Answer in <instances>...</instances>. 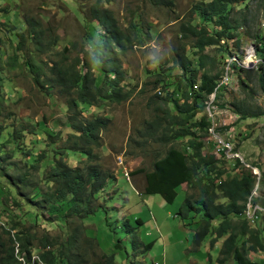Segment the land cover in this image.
I'll return each instance as SVG.
<instances>
[{"label": "trees", "instance_id": "16d2710c", "mask_svg": "<svg viewBox=\"0 0 264 264\" xmlns=\"http://www.w3.org/2000/svg\"><path fill=\"white\" fill-rule=\"evenodd\" d=\"M89 1V16L96 20L94 28L101 31L99 41L88 34V42L74 41L64 45L61 50H56L59 37L52 26H44L40 19L26 13L22 16L26 24L25 30L12 34L16 43L13 53L5 61V67L8 70H13L14 67L26 68L32 81L39 84L40 88L47 92L53 90L64 98L68 131L62 146L56 148L52 143L33 157L30 149L35 141L30 145L25 141L24 132L27 129L16 127L14 123L3 125L0 122V188L4 189L3 185L7 183L8 187L15 190L16 195L29 202L34 201L33 204L45 210L49 216L68 224L63 225L67 232L60 237L59 234L54 237L47 233L37 237L33 229L35 223H25L15 213L9 217V222L6 219L8 214H5L10 227L0 225V264L87 262L85 248L81 243L85 227L83 219L98 207L94 202L110 177L109 171L96 162L94 150L101 146L99 135L106 129L110 119L100 115L85 117L78 109V104L99 106L109 100L121 102L133 90V86L125 82L120 60L121 55L125 54V46L131 45L129 33L120 27L113 11L104 6V3L111 0ZM154 1L163 5L172 4L170 0ZM250 1L257 3L264 18V0H201L193 4L192 11L198 12L205 23L211 24L210 28L198 27L191 19L180 22L177 31L179 41L187 40L191 43V54L194 57L191 58L190 53L185 50L186 42H180L172 47L176 71L172 73V69H168L166 73H161L160 66L154 69L156 79L153 82L161 88L147 101L152 115L142 122L140 128L135 129L136 138L130 137L137 149L146 150L144 153L152 158L149 170L138 168L130 174L142 172L144 190L159 193L167 202L174 199L177 187L181 184L185 183L192 190L186 192L178 213L181 217L191 213L201 214V218L195 220L196 227L191 240L193 246L199 247L208 235L211 236L210 246L223 237L219 248L220 257L217 259L219 264L228 259L235 260L237 264H264V261H253L246 255V251L264 252V216L261 227L254 229L248 226L249 219L246 215L249 202L252 206L262 205L255 201V175L250 169L241 166L239 174L223 177L226 172L224 163L234 157H217L216 152H223L220 149H216L215 153H202L203 139L207 132L210 135L212 125L210 118L204 114V102L216 90L226 70L223 63L221 71L212 73L217 58L207 66L205 49L219 44L220 51L225 52V55L241 59L235 49L240 42L238 39L232 40L233 31L241 23L233 14L240 13V9H235L236 5L247 8L246 3ZM0 10L6 13V7ZM3 16L6 15L3 13ZM74 51L75 55L71 56ZM41 55L45 59L40 58ZM20 58H23L22 62H19ZM231 67L244 71L245 74L250 73L249 69L235 62L229 65L230 72ZM256 69L258 85L264 93V58ZM2 79L7 83L12 82L0 75V84ZM240 82L244 81L241 79ZM2 99L3 95L0 94V100ZM234 111L240 118L260 114L244 107H237ZM199 113L203 114L196 117ZM47 133L53 136L48 131ZM179 140L185 141L183 147L176 145ZM153 144L157 147L152 148ZM188 148H191L189 153L186 151ZM68 149L84 153L85 161L82 165L71 166L67 163L63 151ZM17 154L24 157L21 162L27 168L41 171L40 180H30L27 171L18 172L20 161L13 160ZM239 164L236 161L233 165ZM11 167L16 173H10ZM27 189L30 191L26 193ZM8 191L10 193L9 188ZM196 191H199L198 194ZM13 201V208L19 210L21 203L15 198ZM11 210L9 207L3 208V212L10 213ZM72 216H79L80 223L74 224V220L70 219ZM12 228L17 229L15 235L11 232ZM124 229L133 232L130 239L132 248L135 249L138 237L134 229L128 223ZM83 241L91 248L92 253L94 240L88 237ZM118 245L120 242L115 244L117 248ZM33 248L38 250L39 255H32L36 251H31ZM91 264H115L113 254L101 253Z\"/></svg>", "mask_w": 264, "mask_h": 264}, {"label": "rangeland", "instance_id": "374dc122", "mask_svg": "<svg viewBox=\"0 0 264 264\" xmlns=\"http://www.w3.org/2000/svg\"><path fill=\"white\" fill-rule=\"evenodd\" d=\"M170 1L172 4L169 5L159 4L154 0H111L104 3L105 7L113 11L120 27L129 33L131 47L125 46V54L121 55L120 60L125 82L130 83L133 90L130 96L121 102L109 100L99 106L78 104V109L85 117L100 115L110 119L106 129L99 135L101 146L94 150L97 155L95 161L109 171L110 177L94 202L98 207L83 219L85 227L81 243L85 248L87 260L84 264H91L101 253L113 254L115 264H219L217 259L220 257L219 248L223 237L210 246L211 236L208 235L199 247L193 246L191 240L196 227L195 220L201 218V214L191 213L181 217L178 213L186 192H192L185 183L177 187L174 199L167 202L159 193L144 190L142 172L129 174V181L125 175V171L131 173L138 168L149 170L151 167V156L144 153L146 150L137 149L130 137L136 138L135 129L140 128L142 122L151 117L147 101L161 88L153 82L156 79L155 68H151L154 60H162L159 64L161 73H166L168 69H172L173 73L176 71L173 46L186 42L185 50L190 53L191 58L194 57L191 54V43L187 40L179 41L177 31L180 22L191 19L198 27L210 28L211 25L205 23L198 12L192 11L193 4L201 0ZM89 3V0H0V9L6 7V13L3 12L6 16H3L0 10V75L12 81L7 83L2 79L0 84V94L3 95L0 100V122L3 125L14 123L16 127L27 129V132H24L25 141L29 145L35 141L30 149L33 157L52 143L56 148L62 146L68 131L67 110L64 98L53 90L47 92L40 88L39 84L32 81L26 68L14 67L13 70H8L5 67V61L13 53L16 43L12 34L25 30L26 24L22 16L26 13L40 19L44 26H52L59 37L56 50H61L64 45L74 41L88 42V34H92L99 41L98 35L101 31L94 28L96 20L89 16ZM246 7L235 6V9H240V13L233 16H237L241 26L233 31L232 40L238 39L240 42L239 47L235 49L241 55L242 61H247V57L251 56L247 67L250 73L232 69L229 83L226 87H221L220 92L215 93L214 105L209 107L210 112L204 108V114L212 121L209 132L212 137L207 133L203 139L202 153H215L216 149H220L223 152H216L217 157H234L224 163L226 172L223 177L239 174L241 166L250 169L256 174V179H260L259 184L258 180L255 183L258 189L254 195L260 197L259 202L264 203V93L259 88L256 69L264 58V18L255 1L247 2ZM229 45L231 46V42ZM253 47L260 58L253 51H249ZM205 53L207 66L217 58L212 73L221 71L222 64L226 61L224 67L227 68L229 59L225 52L220 51L219 44L207 46ZM74 55L75 51L71 52V56ZM40 58L45 59V56L41 55ZM22 61L23 58H20L19 62ZM241 79L243 83L240 82ZM208 100L209 96L206 101ZM237 107L258 111L260 114L240 118L234 111ZM202 114L199 113L196 117ZM184 142L179 140L176 145L183 147ZM151 147L157 145L153 144ZM186 151L189 153L191 148ZM63 154L71 166L82 165L85 161V155L80 151L68 149L64 150ZM118 157L122 161L121 165ZM23 158L21 154L13 158L20 161L18 172L27 171L30 180H40L41 171L27 168L24 162H21ZM236 161L240 163L239 166L233 165ZM250 166H256L257 169ZM10 173H16L13 167L10 168ZM3 187L2 190L0 188V225L10 227L5 220V214H8L6 219L9 221V217L15 213L23 222L36 224L33 229L37 237L44 233L54 237L59 234L60 237L67 232L63 227L67 226L66 221H57L38 205H34V201L29 202L16 195L15 190L8 187L7 183ZM29 191L30 189L25 190L26 193ZM198 192L196 191V194ZM14 198L21 203L19 210L13 208ZM7 207L12 209L10 213L3 212V208ZM254 207L256 205L252 206ZM257 212L260 210L255 211V217ZM263 216L264 214H259L256 222L249 221L248 226L260 228ZM70 219L74 220V224L81 221L79 216H72ZM127 223L138 237L135 249L132 248L130 239L133 232L124 229ZM12 229L17 231L16 228ZM88 237L94 240L92 253L91 248L83 241ZM119 242L117 248L115 244ZM246 255L250 260L264 261L262 251H246ZM223 264L237 263L228 259Z\"/></svg>", "mask_w": 264, "mask_h": 264}, {"label": "bare ground", "instance_id": "6f19581e", "mask_svg": "<svg viewBox=\"0 0 264 264\" xmlns=\"http://www.w3.org/2000/svg\"><path fill=\"white\" fill-rule=\"evenodd\" d=\"M233 61H237V62H239L237 59H236V57L234 56H232L231 58H229V62H228V65H227V68H226V70H225V73H224V75L222 76V78L220 79V83H219V85L217 86V88H216V90L209 96V100L208 101H205V105H206V110L208 111V112H210V110H209V107L210 106H213L214 105V101H213V98H214V96H215V92L216 91H218V89H220L221 87H223V86H225V85H227L228 83H229V74L230 73H232V72H230V70H229V65L231 64V62H233ZM241 62H245V60H243V61H241ZM258 62V60L255 62V64ZM249 63V62H248ZM248 63H245V66L246 67H249V65H248ZM239 65H242V64H239ZM243 66V65H242ZM225 78V79H224ZM211 119V118H210ZM209 132H211V129L209 130ZM228 141V140H227ZM257 180L258 179H256V182H257ZM259 181V180H258ZM256 187H255V191H257L256 189H258V186H257V184L255 185ZM254 191V192H255ZM256 205V207H254V208H252V205H251V203H249L248 205H247V210H246V215H247V217H248V219H249V221H252L253 223H255V220H251V218L250 217H255V211L258 209V210H260V212H259V214H262V212H264V208H263V206L262 205H260V204H255ZM254 206V205H253ZM12 234L13 235H15V230L13 229L12 231ZM15 237V236H14ZM15 241H16V243L18 242L19 243V245H20V242L15 238ZM21 248V247H20ZM22 251V250H21ZM23 252V251H22ZM36 252V251H35ZM34 252V253H35ZM18 253V252H17ZM25 253V252H24ZM37 253V252H36ZM38 254V253H37ZM25 255H26V253H25ZM32 255H33V253H32ZM31 255V256H32ZM17 256V255H16Z\"/></svg>", "mask_w": 264, "mask_h": 264}, {"label": "clouds", "instance_id": "9594fccd", "mask_svg": "<svg viewBox=\"0 0 264 264\" xmlns=\"http://www.w3.org/2000/svg\"><path fill=\"white\" fill-rule=\"evenodd\" d=\"M254 48V47H253ZM253 48H251L249 51H253L254 52V54L255 55H257L258 57H259V55L256 53V51L253 49ZM233 55H230V56H228V59L230 58V57H232ZM237 59V58H236ZM247 61L248 62H250V59H251V56H250V58L249 57H247ZM239 62H241L242 60L241 59H237ZM233 62H235L237 65H239L238 63H237V61H233ZM233 62H231V64L233 63ZM160 63H162V60H154V62H153V65L151 66V68H156V67H158L159 66V64ZM231 64H230V66H231ZM224 65H226V62L224 63ZM248 65H249V63H248ZM239 66H242V65H239ZM242 67H244V68H246V69H248L246 66H242ZM232 68V67H231ZM233 69V68H232ZM234 70V69H233ZM205 103V102H204ZM210 125H211V121H210ZM208 131V130H207ZM208 133V132H207ZM250 167H253V168H256L257 169V167L256 166H250ZM252 169V168H251ZM130 174V173H129ZM254 175H256V174H254ZM128 180V179H127ZM260 180V179H259ZM129 181V180H128ZM255 182H256V176H255ZM260 182V181H259ZM259 182H258V184H259ZM254 187V186H253ZM253 189V188H252ZM252 191V190H251ZM251 193V192H250ZM249 196V195H248ZM258 198H260V197H257V198H255V201H258L259 202V199ZM262 205H264V203H262V202H260ZM262 214H264V213H262ZM261 214V215H262ZM244 218V217H243ZM245 219V218H244ZM246 220V219H245ZM248 222V221H247ZM16 232L17 231H15V234H16ZM32 250H36L37 251V253H38V255H39V252H38V250L37 249H35V248H33V249H31V251ZM30 251V252H31ZM13 256H14V254H13ZM40 257V256H39ZM41 258V257H40ZM42 260V259H41ZM17 261V260H16ZM43 261V260H42ZM44 262V261H43ZM18 263V262H17ZM19 264V263H18ZM44 264H46L45 262H44Z\"/></svg>", "mask_w": 264, "mask_h": 264}, {"label": "built area", "instance_id": "2783aa9c", "mask_svg": "<svg viewBox=\"0 0 264 264\" xmlns=\"http://www.w3.org/2000/svg\"><path fill=\"white\" fill-rule=\"evenodd\" d=\"M238 64H242L243 66H245V63H247V61H245V62H237ZM216 152V151H215ZM119 158V164L121 165L122 164V161L120 160V157H118ZM125 175H126V177H127V179L129 180V173H127V171H125ZM258 215H259V212H257V216L256 217H250L251 218V220H256L257 219V217H258ZM249 217V216H248ZM36 253V252H35ZM35 253H33V254H35ZM28 257H29V263H30V255H28Z\"/></svg>", "mask_w": 264, "mask_h": 264}]
</instances>
